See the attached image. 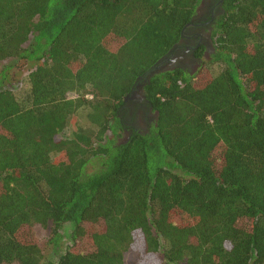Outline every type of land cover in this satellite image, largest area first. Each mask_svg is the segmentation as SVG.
<instances>
[{
	"label": "trees",
	"instance_id": "trees-1",
	"mask_svg": "<svg viewBox=\"0 0 264 264\" xmlns=\"http://www.w3.org/2000/svg\"><path fill=\"white\" fill-rule=\"evenodd\" d=\"M200 2L0 0V66L20 61L0 74V264H264V0L222 1L194 74L150 75ZM138 84L146 131L125 107Z\"/></svg>",
	"mask_w": 264,
	"mask_h": 264
},
{
	"label": "rangeland",
	"instance_id": "rangeland-1",
	"mask_svg": "<svg viewBox=\"0 0 264 264\" xmlns=\"http://www.w3.org/2000/svg\"><path fill=\"white\" fill-rule=\"evenodd\" d=\"M202 18H209V11L206 8V5H204V8L199 4L195 15L193 17V20L198 23L200 19ZM190 31H193L190 30ZM197 32H199L200 35H202V40H182L180 42V46H182L179 49L178 53H174L172 56L171 53L168 55L166 59H162L157 64V67L154 69V72H161L166 71L169 69H172L174 67H182L188 74L192 75L195 72L198 71L200 66L204 63H207L210 60V55L213 53V45L211 41V31L209 29L203 28V30L199 29ZM196 45L204 46L205 50L203 52V57L199 60L195 59L192 56V50L186 51V47L194 48ZM185 51V53H184ZM20 61L15 60H7L1 63L0 66V74L2 72L3 68L10 67V66H16L19 64ZM161 62V63H160ZM33 64H26L24 66H19L17 69H10L7 71V76L5 80L3 81V88L8 87L9 84H15L16 87L20 88L23 86L22 81L24 77L27 75V73L33 69ZM213 70V68H212ZM139 85V86H138ZM136 95L139 97H143L142 93V86L138 84ZM15 88V87H13ZM133 107V106H132ZM149 111V110H148ZM147 111V112H148ZM156 119L155 113L152 111H149L146 115H137V118L134 119V121L131 123L132 126L140 131H146L154 122ZM67 134V132H65ZM129 131L124 130L115 138V143L120 144L126 141L129 137ZM32 234L35 238V241L37 242L39 248L41 249V252L43 253L44 257L52 258L55 260L56 254H59V252L54 253L53 251V245L52 242L49 240V232L46 229H42L40 227H35L32 229ZM61 234H63V238L59 242V251H63L66 246L70 245V241L68 240L67 234H69L68 226H65ZM76 247L80 250L86 248V245L83 241L76 244ZM143 257L140 256L136 248L131 249L124 255V261L126 264H138L140 260H142ZM142 263V262H141Z\"/></svg>",
	"mask_w": 264,
	"mask_h": 264
},
{
	"label": "flooded vegetation",
	"instance_id": "flooded-vegetation-1",
	"mask_svg": "<svg viewBox=\"0 0 264 264\" xmlns=\"http://www.w3.org/2000/svg\"><path fill=\"white\" fill-rule=\"evenodd\" d=\"M222 1L223 0H201L200 5L203 8H204V5H206L207 10L209 11V18H202V19H200V21L198 23H196L192 19L190 26H188L189 30L186 32V34L182 35L181 41L182 40H196V38H198V40H202V35H200L199 32H197V31L199 29L203 30V28H206L207 26H209V24L218 16V14L221 13ZM192 29H193V31H190ZM180 48H181L180 45L178 47H176L173 50V53L171 55L173 56L174 53L175 54L178 53ZM188 50H192V48L186 47V51H188ZM184 53H185V51H184ZM166 58H167V56L165 58H163V60ZM138 86L136 85V87L132 91V93L129 96H127L125 99V103H126L125 107L129 111L128 119H130V117L132 115L135 116V118H137V115L138 116L146 115L149 111H151V109L148 108L146 103H145L144 96L139 97L136 95L135 91L137 90L136 88Z\"/></svg>",
	"mask_w": 264,
	"mask_h": 264
},
{
	"label": "water",
	"instance_id": "water-1",
	"mask_svg": "<svg viewBox=\"0 0 264 264\" xmlns=\"http://www.w3.org/2000/svg\"><path fill=\"white\" fill-rule=\"evenodd\" d=\"M155 73H158V72H154V70H153V72H151L150 75H153V74H155Z\"/></svg>",
	"mask_w": 264,
	"mask_h": 264
}]
</instances>
